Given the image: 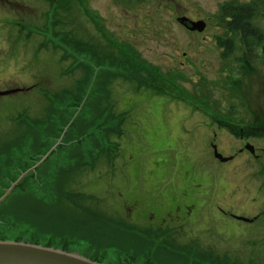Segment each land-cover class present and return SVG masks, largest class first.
<instances>
[{
    "label": "rangeland",
    "instance_id": "obj_1",
    "mask_svg": "<svg viewBox=\"0 0 264 264\" xmlns=\"http://www.w3.org/2000/svg\"><path fill=\"white\" fill-rule=\"evenodd\" d=\"M232 3L264 34V0H0V91L20 90L0 96V198L49 154L0 206V241L264 264V138L241 129L259 126L264 68L221 26Z\"/></svg>",
    "mask_w": 264,
    "mask_h": 264
},
{
    "label": "water",
    "instance_id": "obj_2",
    "mask_svg": "<svg viewBox=\"0 0 264 264\" xmlns=\"http://www.w3.org/2000/svg\"><path fill=\"white\" fill-rule=\"evenodd\" d=\"M178 22L190 31L203 32L206 28V23L202 20L192 21L187 17L178 18ZM264 53V46H263ZM19 89H11L0 91V96L5 97L18 93ZM247 148L254 152V147L248 144ZM214 156L221 162H228L231 157H225L218 152L216 146L213 147ZM52 151H50L51 153ZM49 154L42 159L41 162L22 174L20 178L6 190L5 194L0 198V204L3 203L19 182L30 172H35L36 169L46 160ZM238 220L250 222L247 218L237 217ZM0 264H100L93 262L85 257L70 254L62 250L43 247L35 244L22 242L0 241Z\"/></svg>",
    "mask_w": 264,
    "mask_h": 264
},
{
    "label": "trees",
    "instance_id": "obj_3",
    "mask_svg": "<svg viewBox=\"0 0 264 264\" xmlns=\"http://www.w3.org/2000/svg\"><path fill=\"white\" fill-rule=\"evenodd\" d=\"M255 14H256L255 9L251 5H236L234 3L225 4L220 10L219 20H220L221 26L227 32H229L230 34H233V36L239 37L241 41H244V42L247 41L246 40L247 38L252 37V39L253 38L256 39L255 42H254V39L252 40V45L254 46L255 44H257L260 46L262 43H264L263 41L264 34L261 31L256 30L254 25L252 24V20ZM228 54H225V55H228ZM34 175L35 173H30L26 177L34 176ZM24 179L25 178H23V180ZM5 201L3 203H5ZM0 240L2 239L0 238Z\"/></svg>",
    "mask_w": 264,
    "mask_h": 264
},
{
    "label": "flooded vegetation",
    "instance_id": "obj_4",
    "mask_svg": "<svg viewBox=\"0 0 264 264\" xmlns=\"http://www.w3.org/2000/svg\"><path fill=\"white\" fill-rule=\"evenodd\" d=\"M193 21V20H192ZM182 25V24H181ZM206 27H207V24H206ZM185 28V27H184ZM185 29H187V28H185ZM188 30V29H187ZM188 31H190V30H188ZM193 32H197V31H193ZM199 33V32H198ZM232 38H226V42L229 44H227L226 43V48L229 50L228 52H230V54L228 55V57H230L232 54V51H233V46H234V40L232 39ZM254 39V38H253ZM252 37H249V38H247L246 40L248 41H246V42H244V41H241V39H240V43L243 45V50H244V55H245V59H246V61L249 63V64H253L254 65V63L255 62H260V63H257L256 64V66L258 65V64H261V66L264 68V53H263V46H264V44L262 43L261 44V51H258V48L260 47L259 45H257V44H255L254 46L252 45ZM255 40L256 39H254V42H255ZM229 46V47H228ZM224 54H225V52H224ZM260 111H261V114H262V116H259L257 113H256V116H257V118H259L260 119V122H259V126H257V127H253V121L252 122H248L247 121V123L246 122H244V125L242 126V131H244V130H246L245 132H244V134H246V136L248 137V135H251V132L252 133H254L255 134V136H257V135H261V137L262 138H264V107H261L260 108ZM251 113H252V115H254V113L251 111ZM234 114L236 115L237 114V111H235L234 112ZM254 129V131H252ZM248 134V135H247ZM247 137H245L243 140H245ZM251 145V144H250ZM247 150H249L248 148H247ZM250 151V150H249ZM252 154H254L255 153V149H254V152H252V151H250ZM28 171V170H27ZM30 173H36V171L35 172H30ZM30 173H28L27 175H29ZM26 175V176H27ZM25 176V177H26ZM2 204V203H1ZM0 204V205H1Z\"/></svg>",
    "mask_w": 264,
    "mask_h": 264
}]
</instances>
